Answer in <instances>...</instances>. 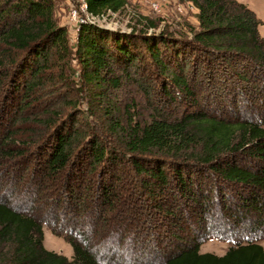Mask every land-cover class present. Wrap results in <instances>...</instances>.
Instances as JSON below:
<instances>
[{"label": "trees", "instance_id": "16d2710c", "mask_svg": "<svg viewBox=\"0 0 264 264\" xmlns=\"http://www.w3.org/2000/svg\"><path fill=\"white\" fill-rule=\"evenodd\" d=\"M85 1L89 16L95 18L121 14L128 5V0ZM183 2L192 4L198 11L199 30H189L193 35V43H196L193 66L202 69L207 76L206 81L215 83V86L226 87L231 84L228 93L230 96L234 94L232 100L234 99L235 108L238 101L235 97L242 95L245 111L259 110L264 106V38L260 35L261 22L256 14L237 0ZM54 12L53 0H0V95L2 94V105L5 104L0 112V169H5L0 174V264H264V246L258 241L242 239V242H238L221 234L217 237L237 243L224 256L202 253L201 247L206 237L200 234L192 238L190 243L183 240L181 249L178 246L165 250V255H158L161 251L159 245L151 246L152 249L148 245L147 249L150 250L146 257H143V252L140 254L133 249V252L124 254L119 247L131 242L133 246L137 244L138 237L143 234L139 232L138 235L143 221L137 220L138 216L134 212H131L132 218L124 215L118 219L116 214L111 215L112 218L108 221L106 218L119 206V202L113 201L116 197L115 181L118 180L115 179L116 174L121 172L118 165L129 163L134 166L131 174L135 176L129 175L130 172L121 173H125V178H130L127 187L135 186L133 182L136 177L144 174L146 180L142 181V185L137 180V187L150 191L146 201L161 204L156 209V215L163 213L165 218L177 219L178 222H173L176 228L180 223L179 215L182 216L181 219L185 216L187 224L196 222L202 228L206 226L205 219H212L219 211L217 216L221 219L228 213L231 214L230 217H234L238 208L234 203L228 207L224 205L216 212L199 204L195 206L202 207L199 215H196V210L195 215L189 213L186 217L180 201L182 195L178 196L183 193L187 200L207 202L212 199L213 187L210 189L209 186L216 182V194L219 196L220 190H223L219 183L225 182L232 185V190L239 192L236 195L244 203H249L248 212L259 217L255 229L264 233V115L248 119L241 118L238 114L235 119L215 116L209 110L229 111L214 102L206 109L180 118H173L171 112H157L153 109L147 120L138 113L134 114L135 109L131 110L130 106L126 112H118L117 106H109L113 103L111 102L106 109L100 107L107 126L99 131L109 132L113 138H117L121 142L117 146L108 145V140L104 143V136L99 132L92 136L89 133L85 138L88 140L86 146H82L81 141L85 135L79 128H75L76 122L66 125L65 135H58L61 125L58 120L48 122L50 130L41 135L37 142L31 143V150H37L38 153L35 154L39 159L47 157L38 163L41 169L38 177L41 178L36 179L39 182L36 191L46 189V206L50 201L54 205L63 202L66 205V223H62V228L68 229L66 239L73 248V258L70 260L46 249L43 224H48L47 218H41V213L33 206L34 201L30 200L24 206L23 195L32 193L33 181L26 183V189L21 184L17 191L14 190L15 187L5 191L1 185L3 173L11 166L16 171L13 173V180L23 181L22 158L27 152L20 148L29 145L16 139V125L20 120L18 115L22 113V105L17 108L19 112H14L11 96L4 89L12 83L13 73L6 72V69L16 65L14 60L8 62L9 58H14V53H26L35 58L32 66H22V62L18 64L22 73L29 77L22 78L19 75L16 81L22 78L21 82L11 90L13 97L19 95L20 90L23 103L33 98L30 106L35 101V94L40 89L53 58L61 59L60 64L72 59L73 49L69 44L68 31L56 24ZM88 22L81 24L75 54L81 67L82 82L94 87L95 99H105L110 91H119L124 77L129 78L130 70L145 59V50L153 58L154 64L165 69L164 76L168 74L165 62L161 59V47L151 36L137 35L135 31L127 36L103 29L96 21ZM165 46L167 47L166 44ZM172 76L174 88L180 93L183 91L191 95L188 80L177 77L176 71L172 72ZM242 82L245 86L241 85ZM249 83H253L252 87L247 85ZM162 87L163 92L169 94L170 87L166 91L165 83ZM231 88L233 89L230 90ZM260 98L263 99L261 103ZM10 101L11 104H6ZM234 106L230 111L237 110ZM60 115L62 113L58 116ZM83 151L85 155L76 163L79 153ZM242 156L250 160L249 166L245 167L242 160L238 159ZM253 162L255 165H252ZM98 169L108 170L109 173L99 179L96 192L101 193L94 196V208L91 209L88 205L85 207L82 199L74 203L72 196L77 193L79 195L76 199H80V193L88 186L85 174L93 175ZM43 171L50 177L66 172L64 185L55 181L56 184L48 191V184H45L44 179L47 176L43 175ZM107 175L109 177L106 180ZM211 176L218 177V180L214 181ZM43 182L45 187L42 186ZM89 185L94 186L93 183ZM50 194L52 197L54 194L56 198H52ZM9 195L14 196L11 199L16 197V202L19 200L18 207L8 201ZM141 195L136 196V202H142ZM131 201L133 200L129 203ZM133 207L129 209L134 211ZM176 207L179 212L175 211ZM110 210L113 211L108 214ZM86 213L93 222L81 221ZM59 219V215L55 213L51 224L54 232L59 231ZM245 222L247 220H242V223ZM150 223L149 215H145L143 224ZM234 223L236 226L230 228L229 232L239 233L237 229L242 223L237 219ZM187 224L185 222V227ZM179 229L184 230L182 227ZM131 235L133 237L130 239ZM177 237L180 235L175 238ZM188 238L189 236L186 239ZM141 248L144 249L142 245ZM125 255L127 259H123Z\"/></svg>", "mask_w": 264, "mask_h": 264}, {"label": "rangeland", "instance_id": "374dc122", "mask_svg": "<svg viewBox=\"0 0 264 264\" xmlns=\"http://www.w3.org/2000/svg\"><path fill=\"white\" fill-rule=\"evenodd\" d=\"M237 1L245 4L256 14L257 18L261 22L259 29L260 35L264 38V0ZM53 3L55 7L54 19L56 24L60 27H64L68 31L69 44L73 49L72 59L69 60L68 63L66 62L65 64H60L61 59L53 58L54 61H52V64L44 75L45 79L42 81L40 89H38L35 94V101L32 106H30V104H32L34 100L33 98L28 99L27 102L23 103L21 98L22 93L20 95L19 92L20 90L18 91L19 95L14 97L11 90L14 85L16 86V84L18 85L21 82L22 78L29 77L28 74L22 73L23 70H21L20 65L18 66V64H21L22 62V66H32L35 58L26 53H14L15 59H8V62L10 63L13 62V60L16 61V65L7 67L6 69V72L13 74L11 77L12 83L9 84V87L5 88L4 91L11 96L13 111L15 110L14 112H19L17 108L22 105V113L18 115V119L20 120L16 125V131L18 133L16 139L26 142L25 144L29 143V145L20 148L22 151L27 152L25 157L22 158L23 168L21 171L23 181L16 182V180H13V173L16 171H14L13 166H11L6 169L8 171L3 173L1 185L5 188V191H10L12 187H15L14 190L17 191L19 190L21 184L23 188L26 189V183L28 181H33L32 188L34 189L32 193L23 195L25 201L24 206H26L30 200L34 201L33 206L37 207L42 215L41 218H47L48 224H43L45 234L44 245L46 249L62 254L72 260L73 248L66 239L68 229L62 228V223H66V219L64 220V216L67 214L66 205L64 202L62 203V201V204L56 203L55 205L50 201L49 205L46 206V201L44 199L46 189L44 190V188H40L36 191L37 185L39 186V182H37L36 179L39 178L37 180H40L41 178L40 176L38 177L41 173L38 163L42 162L47 157L45 156L39 159L35 154L38 153L37 150L35 152L31 150V143L37 142L41 135L50 130L47 124L48 122L56 120L59 121V124L61 125L58 129V135H65L64 130H67L66 125L76 122L75 128H79V130H81L85 135L84 136L82 134L84 136V140L81 141L82 146H86L88 140L85 138L88 137L89 133L92 136L96 134V132H99L104 136V143L108 140V145L113 144L117 146L121 143L117 138H113L109 132L102 133V131H99L100 128L107 126L106 118L103 116L104 113L100 107L106 109L108 104H111V102L113 103L109 106H117L118 112H126V109L130 106L131 110H133V108L135 109V111H133L134 114L138 113L146 120L149 119L153 109L157 112H171L173 118H180L183 115H187L204 108L206 109L211 102L218 103L219 105L221 104V106H224L229 111L219 112V110H216V112H214L209 110V113L212 115L235 119V115L238 114L241 118L248 119L250 117H261L264 115V112H262L264 111V106L256 112L245 111V104H242L243 97L242 95H239L238 97H235L237 98L236 100H238L236 106L237 108H235L234 99L232 100V96L234 94L232 93L233 95L230 96L228 93V88L231 84L226 87H219V85L215 86V83L206 81L207 76L202 69L195 68L193 66L192 61H194V57L196 56L194 44L196 45V43H193V35H191L189 30L190 28H194L196 31L199 30V22L197 19L198 11L192 4L185 3L183 0H128V5L121 14L111 15L97 20V23L101 24V28L112 32H119L128 36L130 35L129 33H133L135 31L137 35H144L147 37L151 36L152 39H154L161 47V59L165 62L168 74L164 76L165 74L163 71L165 69H162L160 66L154 64L153 58L150 57L145 50V59L141 60L142 62L130 70L129 78L124 77L122 87L119 91H110L109 96L107 95L105 99H95L96 92L94 91V87L86 85L82 82L80 75L81 67L75 54L77 51L76 45L78 42V34L80 32L81 24H83L82 18H80L82 15L80 8L81 0H53ZM76 14L79 16L78 19ZM86 22L89 23L87 20L84 23ZM174 71H176L177 77L186 78L188 80V91L191 92V95L187 92L184 93L183 91L180 93L176 88H174V85L171 83L173 80L172 72ZM119 74L122 75V72ZM19 75H21L20 77L22 78H19V80L16 81V78H18ZM163 83L167 85L165 91L170 87L168 91L169 94L163 92ZM252 84L253 83H249L247 85L252 87ZM241 85L245 86V83L242 82ZM232 89L233 88L230 90ZM1 98L2 94L0 95V112H2L1 110L5 106V104L2 105ZM109 99L112 101H109ZM116 100H118V102H115ZM262 101L263 99L260 100V103ZM9 103L11 104V101L6 104ZM233 106L235 109L240 110H236L237 112L230 111V108H233ZM241 108L243 111H241ZM60 113H62V115L58 116ZM41 151L42 149L39 150L40 153ZM84 155L85 151L82 153L80 152L76 163H79L80 159ZM245 158L246 156H242L238 159L242 160V164L246 167L249 166L250 163H248V161L250 160ZM252 165H255V162H253ZM4 167L6 168V166ZM118 167L121 172L116 174L115 179L118 180L117 182L115 181V187H117L115 189L116 197L113 201L115 203L119 202V206H117L118 209L114 212H112L113 210L108 211V214L110 212L112 213L106 216L107 221L112 218L110 216L113 214H116L118 219L124 215L131 216L132 218L131 212H134V215L138 216L137 220L144 222L145 215H149L152 222L145 225L142 222L140 228L138 229V235L139 232H142L143 234H140L138 237L139 240L137 244L133 246L132 242L127 243L126 246L121 248L119 247L120 252L128 254L135 250V252H139L140 254L143 252V257H146L148 250H150V248L152 249L151 246L159 245L161 247V251L158 252V255H165V250L169 251L170 248L175 249L178 246L181 249L184 244L183 240L190 243L192 238H195L198 234L202 237H206L201 247V252L211 253L218 256H224L230 247L237 244L234 243L235 241L218 238L217 235L219 234L236 239L238 242H242V239L246 241L252 239L254 241H258L257 243L264 246V233L255 229V227L258 226L256 225V221L259 217L253 215L254 213L248 212L247 209L250 207L249 203H244L243 200H241V197L236 195L239 192L237 193L232 190V185L226 184L225 182L221 184L219 183V185H222L223 188V190H220L221 192L219 197L216 194L217 184L214 182L213 186H209L210 189L213 187L211 190L212 199L207 202H194V200L192 201L191 199L187 200L183 196V193H179L178 196L182 195L180 201L183 203V215L185 214L186 217L189 216V213L195 215L196 210V215H199L201 211L200 208L202 207H195L199 204L203 207L206 206L212 210V212H216L219 211V208L222 206L225 205L228 207L231 203L238 205V208L236 209L237 214L234 217H230L231 214L228 213L221 219L217 216L220 214L219 211L212 219L209 217L208 220L205 219L206 226H203L202 228L200 224H197L196 222L187 224L186 218H184L185 216L181 219L182 216L179 215L178 220L180 223L177 224L178 228H176L175 223L173 222H178L176 221L177 219L172 220V217L165 218L163 213L156 215V209L158 210V206L161 204L159 202L146 201L147 197L150 195V191L144 187H137V184L139 183L137 180L141 181V185L142 181L146 180L144 174L138 176V178L136 177V181L133 182L135 186L132 185L131 187H127L126 184L129 183L130 178H125V173H121L124 171L130 172L129 175L135 176L134 174H131L134 171V166L129 165V163H122L121 165H118ZM3 170L5 169H0V174ZM107 172L109 173L108 170ZM107 172L106 170L103 171L98 169L93 173V175L85 174L84 179L89 181L87 183L88 186L87 188L84 187L83 191L80 193V199H76L79 194L74 191L75 195L72 196L74 203H76L77 200L82 199L85 207L88 205L91 209L94 208V196L101 193V191L99 193L96 192L98 182L100 181L99 179L102 176L104 177ZM44 174L47 176L44 177V179L45 184H48V191H50L52 186L56 184L55 181H59L60 184L64 185V179L67 178L66 172L60 174L59 176L53 175L54 177H50L43 171V175ZM108 177L109 176L107 175L106 180ZM211 177L214 181H216V179L218 180V177L216 176ZM89 183L91 185L93 183L94 186H90ZM42 186L45 187L44 182ZM227 186L229 187L227 188ZM144 190H146L145 192L147 194L143 192ZM138 193L139 195L142 194L140 196L142 198V202H136V196H139ZM50 196L52 197V194H50ZM8 197H10L8 201L13 202L15 206L18 207L20 204L19 200L17 199L18 201L16 202V197L15 199H11V197H14L13 195H9L7 198ZM52 198H56L54 194ZM130 200L133 201L129 203ZM131 207L135 208L134 211L133 209H129ZM82 209H84V207H82ZM174 209L179 212L178 207ZM53 211L55 212L53 213ZM55 213L59 215L60 219L57 221V228H59V231L54 232L51 224L53 223V215ZM68 216L70 217V215ZM236 219L241 223L242 220H247V222L239 225L237 229L239 233L229 232L230 228L236 226L234 223ZM81 221L90 222L92 220L86 213L82 216ZM185 222L188 225L186 227ZM173 226H175V228ZM181 227L182 229L185 227V229L181 231L179 229ZM262 231H264V227ZM179 235L180 237L175 238ZM207 235L209 237H207ZM188 236L189 238L186 239ZM132 237L133 236L131 235L130 239ZM141 245L144 249L141 248ZM148 245L150 247L149 249H147ZM121 257H123V255H121ZM127 258L128 257L125 255L123 259Z\"/></svg>", "mask_w": 264, "mask_h": 264}, {"label": "built area", "instance_id": "2783aa9c", "mask_svg": "<svg viewBox=\"0 0 264 264\" xmlns=\"http://www.w3.org/2000/svg\"><path fill=\"white\" fill-rule=\"evenodd\" d=\"M80 8H81V13H82V15H81V17L80 18H82V23H84L86 20H91V21H96L97 22V20H99L100 18H98V17H91V16H89V14H88V12H87V10H88V6H87V3H86V1L85 0H81V6H80ZM77 15V14H76ZM78 16V15H77ZM79 18V16L77 17V19Z\"/></svg>", "mask_w": 264, "mask_h": 264}]
</instances>
